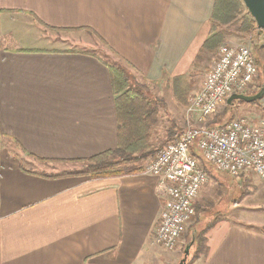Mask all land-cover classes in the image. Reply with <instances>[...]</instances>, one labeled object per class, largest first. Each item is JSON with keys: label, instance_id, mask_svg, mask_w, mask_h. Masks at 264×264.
I'll return each instance as SVG.
<instances>
[{"label": "crops", "instance_id": "crops-1", "mask_svg": "<svg viewBox=\"0 0 264 264\" xmlns=\"http://www.w3.org/2000/svg\"><path fill=\"white\" fill-rule=\"evenodd\" d=\"M214 2L0 0V264L174 259L175 248L154 238L163 208L158 179H92L79 161L116 147L109 62L159 87L193 79L216 57L200 52ZM193 80L195 92L203 80ZM242 176L253 191L234 206L240 218L223 217L207 230L206 248L191 264H264V207L253 193L264 178Z\"/></svg>", "mask_w": 264, "mask_h": 264}, {"label": "built area", "instance_id": "built-area-1", "mask_svg": "<svg viewBox=\"0 0 264 264\" xmlns=\"http://www.w3.org/2000/svg\"><path fill=\"white\" fill-rule=\"evenodd\" d=\"M256 74L248 47L221 45L200 89L188 98L184 108L188 127L143 167V174L158 179L163 208L154 238L164 249L175 248L194 217V200L207 182L196 154L218 172L230 176L254 173L264 178V95L258 100L262 114L255 122L240 118L215 127L204 125L229 96L255 93L251 91ZM190 120L200 126H192Z\"/></svg>", "mask_w": 264, "mask_h": 264}, {"label": "trees", "instance_id": "trees-1", "mask_svg": "<svg viewBox=\"0 0 264 264\" xmlns=\"http://www.w3.org/2000/svg\"><path fill=\"white\" fill-rule=\"evenodd\" d=\"M210 22L209 34L200 48L201 53L210 55H215L219 46L224 43L225 34L228 33V27L231 24L237 25L236 33L243 37L251 36L254 32H263L256 28L240 0H215ZM107 66L114 96L117 143L113 149L79 161L85 164L86 175L92 179L142 173L144 160L151 157L157 150L151 142V137L158 121L157 104L161 105L163 102L160 99H155V103L150 101L146 85L134 80L122 65L109 62ZM192 86L191 79L185 75L172 80V95L179 105H187ZM231 106L232 104L225 105L223 111L208 123V127L222 125V121L218 120ZM174 130L175 128L168 130L166 140L173 141L179 137ZM162 144L160 143L159 146ZM194 211L195 216L198 214V207L195 205ZM222 218L221 214L215 215L203 228L196 227V223L191 225L190 239L193 242L191 260L204 252L205 233Z\"/></svg>", "mask_w": 264, "mask_h": 264}, {"label": "rangeland", "instance_id": "rangeland-1", "mask_svg": "<svg viewBox=\"0 0 264 264\" xmlns=\"http://www.w3.org/2000/svg\"><path fill=\"white\" fill-rule=\"evenodd\" d=\"M236 27L237 25L231 24L228 27V33L226 37V43L233 44V45H243L249 48L253 58L259 65V73L257 74V80H256V86L255 89H253L251 92L256 91L257 86H259L260 82L264 80V32L260 33H253L251 36L243 37L236 33ZM94 50L96 54L99 56H102L103 58L105 54H102L101 50ZM217 54V53H216ZM109 59H111L109 57ZM210 60L204 61L203 63H207ZM208 70L198 73L196 72V76L193 75V79L197 80L199 78L200 80H203L205 73ZM134 80L138 81L137 78H133ZM191 79L192 84H194V80ZM199 81V80H198ZM139 83L146 85L148 88L147 94L149 95L148 99L155 103V99H160L163 103L161 105L157 104V108L159 110L158 112V121L156 126L153 128L154 131L152 133L151 142L157 147V150H155L154 154L145 159L142 164V167H144L148 162L152 160V158L155 156L158 149L164 144L167 143L168 140V130L175 128L174 131L177 133V135L180 136L182 131L188 127V125L185 122V113L184 108L185 106L179 105L173 98L172 95V87L169 83H162L163 87H159L153 83H149L146 81ZM193 89V88H192ZM198 90V89H197ZM195 90V92L197 91ZM193 91L190 92L188 98L195 93ZM258 101L251 102V103H245L242 101L235 100L232 103L231 108L227 109L226 113L223 114L221 119L218 121H222V123L234 120V119H240L245 118L249 121H252V119L258 115V110H255L257 107ZM224 109L223 107H220L210 118H208L204 125L208 126V123L215 119L217 115H219ZM191 121V120H190ZM190 124L192 126H200L196 121H191ZM177 139V138H176ZM160 143H163L161 146ZM197 160L205 166V170L207 172V182L203 185L200 192L196 196L194 200V205L198 207V214H196L191 222L188 224L184 232L179 238V241L177 245L175 246V254L173 260L170 261V263L167 264H178L180 260L183 258V253L185 250V247L188 245V256L186 258V264H191V253L193 251V246L190 244L191 239V225L196 223V227L203 228L208 221H210L215 215H223V217H228L232 219H239V211L235 210L238 208H235L234 206L237 204H241L247 195V193L253 191V188L249 185V182L245 180V178L241 175H238L239 177H231L230 175L222 172L216 171L214 167L211 165L205 163L202 156L198 153ZM254 190L253 192L257 198L258 195H261V198H264V182L256 183L254 184ZM263 196V197H262ZM257 199L256 202L259 203L261 206L264 207V200ZM200 212V213H199ZM189 260V262H188Z\"/></svg>", "mask_w": 264, "mask_h": 264}, {"label": "water", "instance_id": "water-1", "mask_svg": "<svg viewBox=\"0 0 264 264\" xmlns=\"http://www.w3.org/2000/svg\"><path fill=\"white\" fill-rule=\"evenodd\" d=\"M244 5L247 13L253 19L255 26L258 30H262L264 32V0H240ZM264 95V87H261L258 91L253 94H233L229 96L226 100V103L232 104L233 101L238 100L245 103H251L258 101ZM191 241V245H192ZM188 256V245L185 247L183 258L180 260L178 264H186V258Z\"/></svg>", "mask_w": 264, "mask_h": 264}]
</instances>
